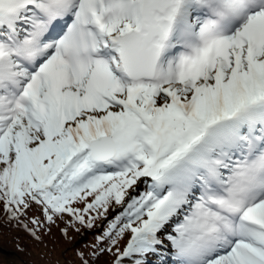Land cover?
Instances as JSON below:
<instances>
[{
    "label": "snow or ice",
    "instance_id": "1",
    "mask_svg": "<svg viewBox=\"0 0 264 264\" xmlns=\"http://www.w3.org/2000/svg\"><path fill=\"white\" fill-rule=\"evenodd\" d=\"M34 204L37 241L104 219L79 264H264V0H0V205Z\"/></svg>",
    "mask_w": 264,
    "mask_h": 264
},
{
    "label": "trees",
    "instance_id": "2",
    "mask_svg": "<svg viewBox=\"0 0 264 264\" xmlns=\"http://www.w3.org/2000/svg\"><path fill=\"white\" fill-rule=\"evenodd\" d=\"M77 206L83 207V205ZM33 217L44 220L39 206L35 204L19 222L10 221L3 206L0 205V264H44L38 262L42 254L47 257L46 253H42L43 250L54 256V262L49 264H79L80 258L77 253L88 251L97 243V237L102 235L107 227L106 222L101 218L96 221V226L92 229H85L81 225L69 227L68 236L65 237L62 229L67 226V221L70 219L65 216L62 220H57L50 232L41 228V240L37 241L24 227V224H27L29 228L33 227L31 224ZM111 218L112 209L110 208L108 219ZM82 233L86 234L82 236ZM127 237L125 236L120 242L121 248L125 245ZM113 259L111 254L105 252L99 259L94 260V264H112Z\"/></svg>",
    "mask_w": 264,
    "mask_h": 264
},
{
    "label": "rangeland",
    "instance_id": "3",
    "mask_svg": "<svg viewBox=\"0 0 264 264\" xmlns=\"http://www.w3.org/2000/svg\"><path fill=\"white\" fill-rule=\"evenodd\" d=\"M42 253H46L47 257L42 254L41 257L38 259L39 263L49 264L51 262H54V256L52 254H50L49 252H45V250H43ZM35 254H37V252Z\"/></svg>",
    "mask_w": 264,
    "mask_h": 264
}]
</instances>
